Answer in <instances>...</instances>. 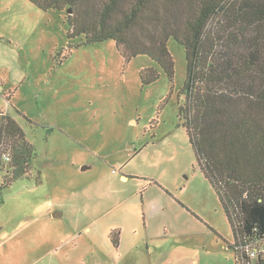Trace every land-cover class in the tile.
Returning <instances> with one entry per match:
<instances>
[{
  "label": "rangeland",
  "instance_id": "374dc122",
  "mask_svg": "<svg viewBox=\"0 0 264 264\" xmlns=\"http://www.w3.org/2000/svg\"><path fill=\"white\" fill-rule=\"evenodd\" d=\"M168 46L173 80L150 56L128 57L113 39L71 35L66 8L0 0V109L34 148L30 177L12 178V159L0 171V264H55L48 251L86 226L118 235L112 225L134 232L146 221L150 232L215 230L235 240L180 114L186 50L172 38ZM142 68L159 78L144 83ZM0 150L13 155L10 141Z\"/></svg>",
  "mask_w": 264,
  "mask_h": 264
},
{
  "label": "trees",
  "instance_id": "16d2710c",
  "mask_svg": "<svg viewBox=\"0 0 264 264\" xmlns=\"http://www.w3.org/2000/svg\"><path fill=\"white\" fill-rule=\"evenodd\" d=\"M30 1L45 10L66 8L71 35L85 34L88 43L113 39L128 57L157 61L170 80L169 40L184 46L180 114L200 170L232 224L240 264L239 246L264 238V0ZM141 78L150 83L159 74L142 68ZM5 141L13 155L0 150V171L12 159V178L30 177L33 145L17 119L0 109V143Z\"/></svg>",
  "mask_w": 264,
  "mask_h": 264
},
{
  "label": "crops",
  "instance_id": "0c3cea01",
  "mask_svg": "<svg viewBox=\"0 0 264 264\" xmlns=\"http://www.w3.org/2000/svg\"><path fill=\"white\" fill-rule=\"evenodd\" d=\"M121 179L127 180L129 176L122 174ZM166 201L169 203V199ZM54 214L61 215L60 212ZM112 228L120 229L115 236L116 243L112 241L110 231H93L86 226L67 236L59 247L49 250L48 255L55 264H228V248L234 251V240L221 238L222 235L215 230L171 232L165 226L163 230L150 232V224L146 221L141 229L135 227L134 232H129L123 223L112 225ZM143 242L147 244V253L142 250ZM45 254L39 259L44 260ZM47 261L43 264H50Z\"/></svg>",
  "mask_w": 264,
  "mask_h": 264
},
{
  "label": "built area",
  "instance_id": "2783aa9c",
  "mask_svg": "<svg viewBox=\"0 0 264 264\" xmlns=\"http://www.w3.org/2000/svg\"><path fill=\"white\" fill-rule=\"evenodd\" d=\"M9 157L6 154L5 158ZM239 250L240 264H264V238L247 241L246 244L239 246Z\"/></svg>",
  "mask_w": 264,
  "mask_h": 264
}]
</instances>
